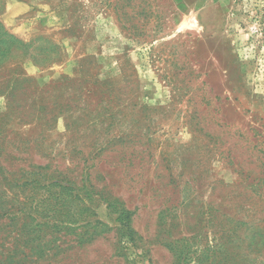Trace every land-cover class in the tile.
Here are the masks:
<instances>
[{
  "label": "rangeland",
  "instance_id": "obj_1",
  "mask_svg": "<svg viewBox=\"0 0 264 264\" xmlns=\"http://www.w3.org/2000/svg\"><path fill=\"white\" fill-rule=\"evenodd\" d=\"M0 25V261L264 264V0H0Z\"/></svg>",
  "mask_w": 264,
  "mask_h": 264
},
{
  "label": "trees",
  "instance_id": "obj_2",
  "mask_svg": "<svg viewBox=\"0 0 264 264\" xmlns=\"http://www.w3.org/2000/svg\"><path fill=\"white\" fill-rule=\"evenodd\" d=\"M10 42V44H11V46H12V44H15V43H17V41L14 39V38H12L11 36H9L8 34H7V32H5V30L3 29V27L0 25V52H1V50H2V48L4 47V45L6 44V43H9ZM26 47H28V46H26ZM0 58H1V53H0ZM1 64V63H0ZM58 186L59 187V189H60V191H59V194L60 195H62V196H65V195H68L69 194V188L68 187H66V186H63L62 184L61 185H58L57 184V182H53V183H51V184H49V186ZM69 211V210H68ZM19 213H21V212H19ZM120 214H122V212L120 213ZM128 214V213H127ZM18 215H20V214H17L16 216H18ZM68 215H69V212H66V214H65V216L68 218ZM124 217H125V219L128 221V216H125L124 215ZM23 219H25V217H22ZM57 217L55 216V214H53V219H56ZM118 220L120 219V216L117 218ZM69 220V222H70V219H68ZM61 221L60 220H55V222L53 223V224H50L53 228H57V226L58 225H61ZM47 225H49L48 223H46ZM72 224H75V223H72ZM42 226H46L45 225V223L44 224H42ZM90 227V224H86V225H83V226H81L82 227V229H86L87 227ZM124 227H125V229L127 230L128 229V224L127 223H125L124 224ZM91 228H93V230L96 232V230H97V228H96V226H92ZM67 231L68 230H71V229H69V228H65ZM128 232V231H127ZM83 236H91V234L89 233V232H87V230H84V232H83ZM88 240H90V238L88 239ZM1 264H21V262L18 260V259H15V260H11V258H6V259H1Z\"/></svg>",
  "mask_w": 264,
  "mask_h": 264
}]
</instances>
